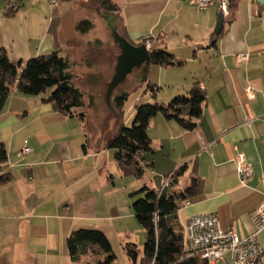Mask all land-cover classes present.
<instances>
[{
	"label": "crops",
	"instance_id": "0c3cea01",
	"mask_svg": "<svg viewBox=\"0 0 264 264\" xmlns=\"http://www.w3.org/2000/svg\"><path fill=\"white\" fill-rule=\"evenodd\" d=\"M111 1L118 7L116 26L123 38L138 47L150 35V47L164 50L175 62L148 69V82L156 85L151 82L156 75L168 89L158 103L185 95L195 83L205 96L192 131L161 116L150 121L153 152L141 157L150 171L143 186L158 192L162 178L186 164L183 176L165 191L182 192L190 177L202 180L200 194L177 212L184 237L187 219L207 213L216 215L224 231L247 237L254 232L252 213L264 200V3L235 0L215 35V6L199 12L186 0ZM10 2L20 7L7 16V2L0 3V49L13 64L60 51L75 75L74 68L84 69L86 50L106 40L101 15L86 8L91 0L56 1L52 7L48 0ZM82 20L94 25L86 34L76 29ZM111 50L116 60L115 44ZM239 55H247L246 60L238 62ZM247 86L255 91L253 99L244 93ZM47 96L12 92L0 115V145L6 152L0 164V177L6 176L0 182V264H74L67 239L79 229L100 230L112 249L111 238L120 247L139 246L145 232L130 195L137 183L123 177L106 148L108 139H100L95 127L89 131L79 117L55 112L42 102ZM22 147L30 149L23 159L17 157ZM236 152L252 167L244 184L236 174ZM118 178L126 182L119 186Z\"/></svg>",
	"mask_w": 264,
	"mask_h": 264
},
{
	"label": "trees",
	"instance_id": "16d2710c",
	"mask_svg": "<svg viewBox=\"0 0 264 264\" xmlns=\"http://www.w3.org/2000/svg\"><path fill=\"white\" fill-rule=\"evenodd\" d=\"M7 2L6 15L17 12L19 3ZM72 2L73 0H56ZM235 0H232L231 10ZM97 11L109 13L117 20L118 7L111 0H93ZM89 20L79 21L76 29L80 34H86L93 29ZM143 42V40H142ZM175 62L161 49H149L145 62L140 69L141 82L146 84L145 93L151 98L156 96L158 87L148 82L150 66L170 67ZM69 60L60 51H53L28 59L24 63L13 64L9 61L6 52L0 49V115L7 99L12 92L24 96H38L50 94L42 100L50 104L52 109L64 117H79L87 121L90 116L87 111L92 108L85 103V93L74 83L76 76L71 72ZM126 94L116 98L117 105L121 106ZM205 101L204 93L197 83L193 84L185 95H177L167 104L147 103L134 106L132 126H119L118 131L108 139L106 148L113 151V159L123 177L132 176L139 179L143 176L147 165H141V157L145 153L151 154V140L147 134L150 121L161 116L173 121L185 131L195 129L201 117L202 105ZM188 108L184 116V108ZM89 108V109H88ZM115 113V111H114ZM6 160V152L0 145V164ZM186 164L179 167L169 177L171 184L186 172ZM6 176L0 177L4 182ZM202 180L190 177L187 186L182 192L173 195L154 192L142 187L130 194L136 198L132 204L135 219L145 232L142 256L139 257L137 246L126 243L122 246L130 264H208L199 255L189 254L185 249V237L180 226L177 212L178 204L197 197L201 192ZM139 195L143 197L137 198ZM67 250L74 264H114L115 255L106 235L96 229H79L71 232L67 239ZM85 259L84 263L81 260Z\"/></svg>",
	"mask_w": 264,
	"mask_h": 264
},
{
	"label": "rangeland",
	"instance_id": "374dc122",
	"mask_svg": "<svg viewBox=\"0 0 264 264\" xmlns=\"http://www.w3.org/2000/svg\"><path fill=\"white\" fill-rule=\"evenodd\" d=\"M2 2L3 0H0V3ZM90 5L91 7H86L88 11L90 9L93 10L94 13L98 12L93 0H91ZM88 11L87 13H89ZM91 14L93 13L91 12ZM97 14L100 16L99 12ZM102 30L105 31L104 33L106 35V40L103 41V44L101 46L95 48L94 50H91L90 53L88 50H86V52H88L87 56L83 57L85 60H81V62H83V60L85 61V65H82L81 63V67L84 66V69L78 70L74 68L73 72H75V75H77L74 80L75 85L85 93L86 105L88 106L90 103H92L93 105L92 108H88L89 110L87 111L88 113H90V116L86 121V128L90 131L95 127V130H97L98 132V137L100 139L107 140L118 131L120 125H122L124 128H130L132 126L134 106L147 104L150 102H162L161 98L168 89L162 87L159 84V81L156 80V75H154V79L151 82H155L156 86L158 87V91L156 93L158 97L157 99L156 96L154 97V99L151 98L149 93H145L146 84L141 82L140 80V69H134L132 73L127 76L125 81L113 91L110 98L109 108L104 101V94L106 85L113 75V69L115 66L116 60L113 57L115 53L111 50V45L115 43L110 37L108 31H106L105 28H102ZM142 45H144V43ZM51 90L53 89H49L46 92V95L50 94ZM124 94H126V99L121 106H118L116 98ZM184 110L185 111L183 115L186 116L188 108L186 107V109ZM150 136L154 138L152 134ZM151 137L150 140H154L151 139ZM153 142L154 146L156 147L157 141L155 140ZM144 157L149 158L151 157V154L145 153ZM149 175L150 171L145 170L143 176L139 179H135L134 177L130 178L132 176H126L124 178L132 179L133 181H135V183H137L135 184V187L133 189L134 191H136L143 187V184H145V181ZM124 178L122 180L120 178L117 179V184L119 186L120 184L126 182ZM140 196L143 197V195H139L137 198H139ZM134 235H136V233ZM140 240L141 241L138 243L139 246H137L139 257L142 256L145 237H141ZM111 242L113 244V254L116 257L114 264H130L125 251L122 247H120L119 243L114 238H111Z\"/></svg>",
	"mask_w": 264,
	"mask_h": 264
},
{
	"label": "built area",
	"instance_id": "2783aa9c",
	"mask_svg": "<svg viewBox=\"0 0 264 264\" xmlns=\"http://www.w3.org/2000/svg\"><path fill=\"white\" fill-rule=\"evenodd\" d=\"M52 7L56 0H48ZM196 11L207 10L215 6L217 12L223 19L230 16L232 0H186ZM264 26V11L260 15ZM147 50L151 46V36L143 39ZM247 55H239L238 62L246 60ZM244 93L249 99L255 95L254 89L247 86ZM30 152L28 147H22L17 154L18 158H25ZM236 174L241 184L253 174L251 164L245 155L236 152L234 156ZM263 196H264V177ZM171 185L169 177H163L158 193L167 190ZM189 206V202L184 201L178 204V210ZM254 232L245 238L238 237L232 231H224L220 228L215 214H199L190 216L186 222L185 249L189 254L199 255L208 264H264V242L260 240V235H264V200L256 207L251 216ZM229 256V257H228ZM228 257V258H227Z\"/></svg>",
	"mask_w": 264,
	"mask_h": 264
},
{
	"label": "water",
	"instance_id": "95a60500",
	"mask_svg": "<svg viewBox=\"0 0 264 264\" xmlns=\"http://www.w3.org/2000/svg\"><path fill=\"white\" fill-rule=\"evenodd\" d=\"M259 3H264V0H258ZM101 18L109 32L113 42L117 45L119 54L116 57L113 75L106 85L104 94V101L110 108V98L113 91L122 84L127 76L132 73L134 69L139 68L146 60L149 50L142 46H133L125 38H123L117 31L116 18L109 13H102ZM223 17L218 14L215 23L214 34L218 35L221 32L223 25Z\"/></svg>",
	"mask_w": 264,
	"mask_h": 264
}]
</instances>
